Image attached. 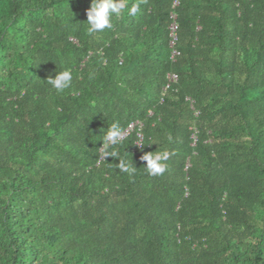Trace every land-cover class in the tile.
I'll return each instance as SVG.
<instances>
[{
	"label": "trees",
	"instance_id": "16d2710c",
	"mask_svg": "<svg viewBox=\"0 0 264 264\" xmlns=\"http://www.w3.org/2000/svg\"><path fill=\"white\" fill-rule=\"evenodd\" d=\"M173 1L88 36L92 0H0V264H264V0ZM135 119L129 177L99 149Z\"/></svg>",
	"mask_w": 264,
	"mask_h": 264
},
{
	"label": "clouds",
	"instance_id": "9594fccd",
	"mask_svg": "<svg viewBox=\"0 0 264 264\" xmlns=\"http://www.w3.org/2000/svg\"><path fill=\"white\" fill-rule=\"evenodd\" d=\"M140 11L138 3L129 4V0H92L90 8L87 10L86 35L95 36L113 27L114 19H120L124 16H136ZM89 75V79H92ZM48 83L57 94H63L65 90L70 89L73 83V75L70 70L59 71L54 78H49ZM125 135L117 123H113L104 133L102 141L103 154L102 159L112 157L118 161L119 170L126 173L129 177H134L137 173V167L132 160L120 159V146ZM168 141H171L169 136ZM155 144V143H152ZM174 153L165 149L144 153L140 159L145 162L143 169L149 176H162L168 169V160Z\"/></svg>",
	"mask_w": 264,
	"mask_h": 264
},
{
	"label": "built area",
	"instance_id": "2783aa9c",
	"mask_svg": "<svg viewBox=\"0 0 264 264\" xmlns=\"http://www.w3.org/2000/svg\"><path fill=\"white\" fill-rule=\"evenodd\" d=\"M177 3H178V0H174L173 6H175ZM170 18H171V21H170L169 26H168L170 58L174 59L175 55H177L179 53L178 49L175 47V44H176V41L178 38V34H177L178 22L176 20V13L174 12V10H172L170 12ZM177 79H178V75L176 72L168 71L166 73V82H165L163 88L164 89L171 88L173 86V84L177 81ZM187 99L190 102V106L193 107V104H192L193 100L189 97H187ZM149 113H151V111H149ZM197 113H198V111L195 110V114H197ZM142 126H143L142 121L139 119H135V120L130 121L126 125V127L122 130L125 137L128 136L131 132H133V131L135 132V134L137 136V138L135 140V144L137 147H140L141 142H142V138H143ZM196 132H197L196 129H194L192 134H191L192 144H194L197 140ZM101 147H102V145H101ZM99 151H100V156H99L98 161L102 159L103 148H100Z\"/></svg>",
	"mask_w": 264,
	"mask_h": 264
}]
</instances>
